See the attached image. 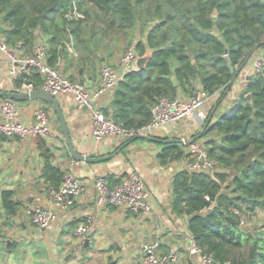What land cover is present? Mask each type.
<instances>
[{"label":"trees","instance_id":"1","mask_svg":"<svg viewBox=\"0 0 264 264\" xmlns=\"http://www.w3.org/2000/svg\"><path fill=\"white\" fill-rule=\"evenodd\" d=\"M75 9L82 17L68 18ZM0 26L5 28L3 43L15 47L22 42L29 52L40 30L53 66L66 54L67 44H74L76 51L82 45L87 56L78 53V63L87 66L90 55L100 53V41L138 27L143 38L135 48L140 56L151 49L152 57L145 68L125 75L113 92L111 108L102 110L131 130L150 122L161 98L176 99L195 86L210 96L222 90L221 104L239 72L264 49V0H0ZM89 66L95 74L96 62ZM15 84L38 90L43 77L31 70ZM201 138L209 158L218 163L217 171L178 170L171 183L172 211L188 219L190 234L214 264H264V225L251 231L241 223L243 215L264 210V66ZM173 141L159 152L161 164L190 163L180 141ZM43 157L42 178L58 189L65 170L54 164L49 151ZM107 180L111 186L117 182L114 177ZM14 196L12 190L1 195L10 214L18 205Z\"/></svg>","mask_w":264,"mask_h":264},{"label":"crops","instance_id":"2","mask_svg":"<svg viewBox=\"0 0 264 264\" xmlns=\"http://www.w3.org/2000/svg\"><path fill=\"white\" fill-rule=\"evenodd\" d=\"M44 39L47 43V39L45 37ZM3 40L0 33V43ZM67 46L66 54L62 55L56 66L69 75H73L79 55L74 44H67ZM104 47L107 54L101 58L102 67L111 65L120 68L124 48L123 50L119 48L114 37L107 39ZM262 52L263 50L258 51L254 56ZM253 59L251 58L247 66L235 78L231 89L235 94L230 91L220 104L218 101L222 90H219L210 96L205 106L193 116L165 126L152 137L147 138L107 137L100 143H96L92 135L93 110L79 106L71 93L57 96L68 120L75 149L89 157H110L109 161L98 164L76 162L70 154H67L60 122L51 104L43 100L15 101L19 108L16 121L31 125L35 121V113L42 110L50 117L53 134L45 139H17L0 133V197L3 191L12 190L18 204L14 214L0 208V241L3 239L1 236L6 233L12 239L8 242L7 254L11 252L14 241L17 244L31 245L41 240L53 239L54 242L65 245L66 262L64 264H80L82 256L78 250L84 254L85 261L81 264H142L143 245L159 240L160 252L174 254L175 264H201L200 257L190 254L187 249L190 236L188 219L176 216L171 206L173 176L180 168H187V161L163 165L158 154L169 140L201 138V134L208 125L212 126L223 114V109L231 108L228 106L227 97L229 96L234 104L242 95L244 89L240 87L237 78L243 76L250 78L254 74ZM9 66L7 56L0 52V70L2 71L0 103L4 99H11L10 94L26 93L24 86L22 89L16 87V78L10 76ZM87 68L86 71L79 70V76L89 89L96 90L102 84L101 68H97L95 74L93 69ZM188 96L189 93L179 95L183 99ZM112 101L113 92L107 93L94 101L95 109L111 108ZM2 120L3 114L0 110V121ZM45 150L50 152L55 165L61 166L65 173L71 171L82 181L85 189L72 208L68 211H59L56 222L47 230L39 231L30 222L26 210L29 207L50 208L52 206L51 188L42 178ZM133 170L139 172L145 182L152 211L146 214L116 208L111 204L97 206L96 178L102 176L107 180L114 177L117 180L118 177H123ZM89 213L97 216V225L91 234V244L80 248V241L76 235L77 224ZM38 253L41 251L39 250ZM52 257L51 254L50 259ZM1 258L0 255V264H3ZM44 261L41 260V262Z\"/></svg>","mask_w":264,"mask_h":264},{"label":"built area","instance_id":"3","mask_svg":"<svg viewBox=\"0 0 264 264\" xmlns=\"http://www.w3.org/2000/svg\"><path fill=\"white\" fill-rule=\"evenodd\" d=\"M70 19L82 17L75 9L74 15L67 16ZM36 41L32 51H27L20 42L15 47H9L0 43V52L7 56L9 61V74L17 78L23 72L36 71L43 77L41 89L57 97L64 93H71L79 106L93 110V139L100 143L107 137L138 136L152 137L158 130L173 123H177L193 116L208 102L210 95L200 86H195L188 98L170 99L161 98L152 108V119L146 125L128 130L123 123L117 122L113 116L106 115L102 110L95 109L94 101L107 93L114 92L125 75L137 69L136 62L140 56L135 47H130L121 59L120 68L104 65L101 69L102 84L96 90H91L84 82L72 81L58 66L49 64L48 45L40 30L36 31ZM264 66V50L253 61L254 73L262 72ZM0 75L2 71L0 70ZM249 83V77L243 76L239 81L240 87L245 89ZM26 92L34 90L32 85H24ZM233 94L235 92L233 90ZM3 120L0 121V133L17 139L48 138L53 134L50 117L42 110L35 113V121L31 125H24L16 118L19 116L17 103L12 99H4L0 103ZM180 144L190 154L191 162L187 164L189 171L208 172L215 174L218 163L209 158L205 141L202 138H181ZM84 184L75 177L71 171H67L58 189L50 190V208L29 207L26 213L32 225L39 231L50 228L58 218L59 211H68L72 208L77 198L84 192ZM95 189L98 193L97 206L103 207L111 204L116 208L126 209L135 213H150L152 207L149 203V193L145 182L139 172L133 170L123 177H118L117 182L111 186L106 178L99 176L95 180ZM250 215H243L241 223L246 225ZM253 218L264 217V210L251 214ZM97 225V216L87 214L77 224L76 235L80 241V248L88 246L92 242L91 234ZM161 243L155 240L146 243L142 247V264H175V255L161 253ZM188 252L198 255L201 264H214L213 260L204 255L190 234L188 238Z\"/></svg>","mask_w":264,"mask_h":264},{"label":"rangeland","instance_id":"4","mask_svg":"<svg viewBox=\"0 0 264 264\" xmlns=\"http://www.w3.org/2000/svg\"><path fill=\"white\" fill-rule=\"evenodd\" d=\"M98 26H101V25L98 23ZM113 37L116 38V41H117L118 45L120 46L119 48H121L122 50L124 48L123 55L125 54V52L130 47H136L137 41L139 39L143 38L139 32L138 27L135 28L134 30L130 31V33L128 35L117 34V35H114ZM105 44H107V39H105L104 41H100V43H99L100 47L99 48L101 50L100 51L101 55L99 54L100 56H98L97 54H91L90 55L91 60L89 61L90 64L88 63V65L86 66V65H82V64L77 63V65L74 69V72H73L74 77L79 78L80 76H79L78 71L79 70H81V71L85 70L86 71L88 69L87 67H90L89 65H92V60L94 62H96V67L98 69H100V68L102 69L101 58H102V56H105V54H107L106 51H104ZM120 50H118V52H120ZM262 50H264V49H260V51H262ZM78 53H79L80 57L87 56L86 50H84V48L82 47L81 44L79 46ZM256 57L253 56L252 58L255 59ZM252 63H253V61H252ZM237 80L239 82L241 80V78L238 77ZM227 98H228V102H229L228 106L232 108L234 106V104H232L233 100L230 99L229 96ZM229 110L223 109V114L228 112ZM176 140H179V139L176 138ZM65 147H66V144H65ZM180 169H182V168H180ZM0 208L3 209L2 203H1V197H0ZM263 225H264V217L253 218L250 215L248 218V222L245 226L247 229L254 231L255 229L260 228ZM1 237L3 239L0 241V255L2 256L1 259H2L3 264H57L58 262L60 264H64L66 262L65 261V259H66L65 258V254H66L65 245L62 244L61 242L57 243L56 241L54 242L53 239H51V241L46 239V240H41L38 243H33L31 245H27L26 243H22V244L18 243L17 244V242L14 241V243L11 246V252H9V254H7L8 253L7 245H8V242L11 241L12 239L9 237L8 233L4 234V236L2 235ZM39 250L41 251V253H38ZM78 251H79V253H81L80 255L82 256L81 262L85 261L83 259V257H84L83 252H81L80 250H78ZM86 253H88V252H86ZM51 254L53 257L50 259ZM7 256H8V258H7ZM41 256H42V258H41ZM42 259L45 261L41 262ZM81 262H79V263L81 264Z\"/></svg>","mask_w":264,"mask_h":264},{"label":"water","instance_id":"5","mask_svg":"<svg viewBox=\"0 0 264 264\" xmlns=\"http://www.w3.org/2000/svg\"><path fill=\"white\" fill-rule=\"evenodd\" d=\"M4 31V27L0 26V33ZM152 57V50L147 49L146 53L143 56H139L136 62L137 70H141L145 68L149 62V60ZM194 70L197 72L198 67L196 63H193ZM174 85L177 87L178 86V81L175 77L172 78ZM10 98L14 101L17 102H23V101H36V100H43L44 102L51 104L53 107V110L60 122V126L62 129L64 141L67 147V150L70 152L71 157L73 158L74 161L76 162H86L88 164H98V163H103L107 162L110 160V157H89L87 155L79 153L74 146L73 139L71 136L68 120L61 109L60 101L58 100L57 97L51 95L47 91L43 89H38V90H32L26 93H14L10 95ZM247 98L250 100L251 95L248 94ZM210 122H208L209 124ZM137 139L141 138H147L143 136H138L136 137ZM174 142L173 140H169L168 143Z\"/></svg>","mask_w":264,"mask_h":264}]
</instances>
